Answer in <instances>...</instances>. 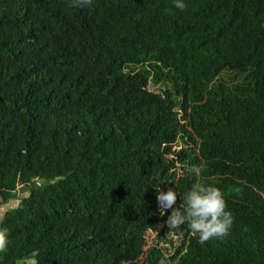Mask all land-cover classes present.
I'll return each instance as SVG.
<instances>
[{"label":"trees","instance_id":"1","mask_svg":"<svg viewBox=\"0 0 264 264\" xmlns=\"http://www.w3.org/2000/svg\"><path fill=\"white\" fill-rule=\"evenodd\" d=\"M183 2L0 0V264H264V0ZM197 182L229 234L156 244Z\"/></svg>","mask_w":264,"mask_h":264},{"label":"clouds","instance_id":"2","mask_svg":"<svg viewBox=\"0 0 264 264\" xmlns=\"http://www.w3.org/2000/svg\"><path fill=\"white\" fill-rule=\"evenodd\" d=\"M92 0H73L74 7L88 6ZM174 6L183 10V0H174ZM202 166H192L189 174L200 177ZM157 204L161 215H168L167 224L170 229H176L187 225L194 236L198 237V243L204 245L210 239H223L229 234L233 224V217L223 192L215 186L193 183L187 192L186 198H182L183 207H174L177 204L178 193L173 187L167 191L157 188ZM6 245V239L0 235V249Z\"/></svg>","mask_w":264,"mask_h":264},{"label":"rangeland","instance_id":"3","mask_svg":"<svg viewBox=\"0 0 264 264\" xmlns=\"http://www.w3.org/2000/svg\"><path fill=\"white\" fill-rule=\"evenodd\" d=\"M221 78L226 79L227 82L229 84H238L241 81V78H238L235 75H232L230 72H224L223 75L221 76ZM173 84H162V85H157L154 82H151L150 84V91L157 93V94H165V92L172 90L173 89ZM180 146H185L184 143L180 142ZM181 148V147H180ZM24 195L27 196L28 192H26V190H23ZM19 201H15V202H11L10 204H3L0 200V218H2L4 216V213L7 209L18 205ZM183 229L181 227L176 228V229H170L168 227V224H163L156 235V244L159 245H164L163 241H167V243H165L167 246H170L171 248H173L175 250L176 247L174 246H180L181 240L183 239ZM22 264H36L35 261H28L26 263H22Z\"/></svg>","mask_w":264,"mask_h":264}]
</instances>
